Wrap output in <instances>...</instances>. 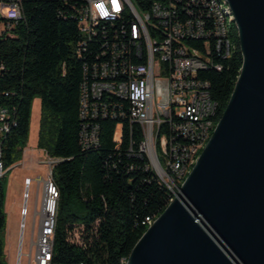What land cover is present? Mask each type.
<instances>
[{"label":"trees","instance_id":"16d2710c","mask_svg":"<svg viewBox=\"0 0 264 264\" xmlns=\"http://www.w3.org/2000/svg\"><path fill=\"white\" fill-rule=\"evenodd\" d=\"M20 3L19 19L0 17L5 26L0 32V109H6L12 120L0 139L3 167L21 160L32 103L38 98L36 147L58 160L51 171L59 192L53 260L60 264H125L135 242L171 200L170 191L146 168L147 159L138 151L142 139L138 124L123 121L121 141L116 145V121L99 119L98 144L83 148L80 143L79 93L87 54H77L82 39L74 16L77 0ZM229 36V52L224 51L223 58L213 55L220 70L210 67L199 73L216 101L217 121L242 65L234 23ZM3 182L4 175L0 179V264H5ZM74 225L88 230L90 238L84 246L67 239Z\"/></svg>","mask_w":264,"mask_h":264},{"label":"built area","instance_id":"2783aa9c","mask_svg":"<svg viewBox=\"0 0 264 264\" xmlns=\"http://www.w3.org/2000/svg\"><path fill=\"white\" fill-rule=\"evenodd\" d=\"M77 3L74 16L82 36L77 54H87L79 93L80 143L83 148L98 144L99 119L116 121V145L121 141L123 121L138 124L142 132L138 151L147 159V169L155 171V166H162L172 199L174 174L184 179L177 163L185 160L189 144L195 143L194 130L203 132L216 111L209 84L199 73L211 67L213 55L224 57L220 18L210 0ZM101 4L109 12L107 18L99 15L97 6ZM16 5H21L20 0H0V17L7 21L19 19ZM4 28L0 24V32ZM117 83H125L126 92L117 91ZM192 112H201L200 124H192ZM163 115H170V123H163ZM11 125L8 111L1 108L0 139ZM57 161L47 156L44 162L48 174L37 180L41 196L34 213L37 230L28 264H60L53 260L59 192L51 171ZM4 173L0 147V179ZM30 181L26 178L25 184ZM21 211L26 214V208ZM88 238V230L82 225H74L67 234V239L79 246H84Z\"/></svg>","mask_w":264,"mask_h":264},{"label":"water","instance_id":"95a60500","mask_svg":"<svg viewBox=\"0 0 264 264\" xmlns=\"http://www.w3.org/2000/svg\"><path fill=\"white\" fill-rule=\"evenodd\" d=\"M242 65L209 139L125 264H264V0H227Z\"/></svg>","mask_w":264,"mask_h":264},{"label":"rangeland","instance_id":"374dc122","mask_svg":"<svg viewBox=\"0 0 264 264\" xmlns=\"http://www.w3.org/2000/svg\"><path fill=\"white\" fill-rule=\"evenodd\" d=\"M229 26L231 27V24ZM39 112V99L35 98L31 107L29 137L23 149L25 153L20 161L5 168L3 184L6 222L2 234L5 264H28V254L34 252V247L31 246L37 230V216L34 213L41 196V184L36 177H46L49 171L45 162L40 163L41 160H47V156L43 155L35 144ZM32 151L34 154L29 153ZM26 177L31 179L28 185L25 184ZM178 189L179 186L172 185L173 192ZM22 208H26L25 215L21 213Z\"/></svg>","mask_w":264,"mask_h":264},{"label":"bare ground","instance_id":"6f19581e","mask_svg":"<svg viewBox=\"0 0 264 264\" xmlns=\"http://www.w3.org/2000/svg\"><path fill=\"white\" fill-rule=\"evenodd\" d=\"M210 1H211V5H213L214 7V11H216L217 16H219L220 18L221 38H223V44L224 46H226V50L224 51L229 52L230 50L229 24L231 23L235 24L234 15L231 11L229 4L227 3V0H210ZM16 15L19 17L22 16L21 5H16ZM211 67L220 70V65L215 64L214 62H211ZM206 84H208L207 81ZM117 91L126 92V84L117 83ZM215 116L216 113L213 112L212 121H209L207 122V125H204L203 132H201V130H194L195 143L189 144V151L186 152L185 160H183V162L177 163V171H180V173H184V176L187 175L188 170L190 171L191 167L194 165L197 159V154L201 152L207 140L209 139L217 123V120H215L214 118ZM163 123H170V115H163ZM200 123H201V112H192V124H200ZM153 172L156 175V177L159 179V181L165 184V176H164V171H162V166H155V171ZM183 180L184 179H181V174H174V178H172V185L176 184L178 186L177 183L181 184ZM175 193L176 192L172 191V195H174Z\"/></svg>","mask_w":264,"mask_h":264},{"label":"clouds","instance_id":"9594fccd","mask_svg":"<svg viewBox=\"0 0 264 264\" xmlns=\"http://www.w3.org/2000/svg\"><path fill=\"white\" fill-rule=\"evenodd\" d=\"M99 8V15L101 16V18H107L109 16V12L106 8H104V6L101 4V5H98L97 6Z\"/></svg>","mask_w":264,"mask_h":264},{"label":"crops","instance_id":"0c3cea01","mask_svg":"<svg viewBox=\"0 0 264 264\" xmlns=\"http://www.w3.org/2000/svg\"><path fill=\"white\" fill-rule=\"evenodd\" d=\"M35 144H36V143H35ZM39 150H41V149H39ZM41 152H42L43 155H45V153H44L42 150H41ZM24 153H25V150L23 151V154H24ZM29 153H30V154H34L33 151H32V152H29ZM23 154H22V156H23ZM35 154H36V153H35ZM41 162L43 163L44 160H41L40 163H41ZM26 178H27V177H26ZM26 178H25V179H26ZM39 178H44V177H41V176H37V177H36L37 180H38Z\"/></svg>","mask_w":264,"mask_h":264}]
</instances>
